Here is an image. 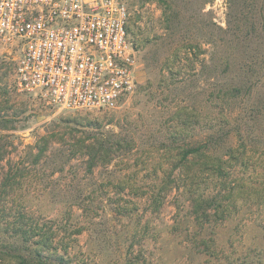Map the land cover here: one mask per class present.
<instances>
[{
  "label": "rangeland",
  "instance_id": "obj_1",
  "mask_svg": "<svg viewBox=\"0 0 264 264\" xmlns=\"http://www.w3.org/2000/svg\"><path fill=\"white\" fill-rule=\"evenodd\" d=\"M128 3L116 109H52L0 50V264L40 240L14 213L55 232L45 264H264V0Z\"/></svg>",
  "mask_w": 264,
  "mask_h": 264
},
{
  "label": "built area",
  "instance_id": "obj_2",
  "mask_svg": "<svg viewBox=\"0 0 264 264\" xmlns=\"http://www.w3.org/2000/svg\"><path fill=\"white\" fill-rule=\"evenodd\" d=\"M130 14L128 0H0V50L52 109H116L137 87Z\"/></svg>",
  "mask_w": 264,
  "mask_h": 264
},
{
  "label": "trees",
  "instance_id": "obj_3",
  "mask_svg": "<svg viewBox=\"0 0 264 264\" xmlns=\"http://www.w3.org/2000/svg\"><path fill=\"white\" fill-rule=\"evenodd\" d=\"M4 218L5 221H3V223L8 225V228H13L14 235L19 236L23 241L30 242L35 236L40 237L38 246L34 250L35 258L32 255L25 256L19 249V251L15 249V252L12 255L14 259H17L18 261L20 260V263L18 264H30L31 262L36 264H45L47 259L49 260L50 257H54L59 253L58 247L49 245V242L53 243L55 232L52 230H49V233L48 231H42L43 229L41 227H39V231L33 221H31V217L29 215H26L25 213H14ZM54 262L51 260V263L49 264H62L61 261L58 262L55 260Z\"/></svg>",
  "mask_w": 264,
  "mask_h": 264
}]
</instances>
